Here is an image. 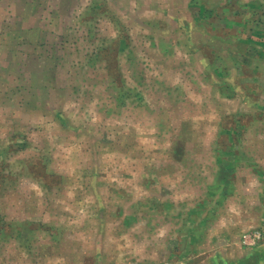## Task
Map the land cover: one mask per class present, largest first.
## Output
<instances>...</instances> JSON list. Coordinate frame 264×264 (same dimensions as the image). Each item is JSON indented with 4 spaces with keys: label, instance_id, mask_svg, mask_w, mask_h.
Segmentation results:
<instances>
[{
    "label": "rangeland",
    "instance_id": "rangeland-1",
    "mask_svg": "<svg viewBox=\"0 0 264 264\" xmlns=\"http://www.w3.org/2000/svg\"><path fill=\"white\" fill-rule=\"evenodd\" d=\"M120 232L264 246V0H0V264Z\"/></svg>",
    "mask_w": 264,
    "mask_h": 264
},
{
    "label": "crops",
    "instance_id": "crops-1",
    "mask_svg": "<svg viewBox=\"0 0 264 264\" xmlns=\"http://www.w3.org/2000/svg\"><path fill=\"white\" fill-rule=\"evenodd\" d=\"M163 236L167 237V241H165L164 244L160 241V239H158ZM116 237L117 238H112L110 236V241L107 242L108 247H106L107 245L104 246L101 257L102 260L99 264H155V262L162 260V257L167 251V256L169 257L174 254L173 250H171L172 248L169 250L165 248V246H169L168 244H171V247L175 246V244H173L174 240L169 239L172 238L171 234H162L155 239L153 237V239H150L151 242L149 243L141 240L139 242L140 244L137 239H135V241L132 240V238H130V236L126 233L120 232L119 236ZM183 239L186 240L185 238ZM201 249H203L202 252H198V250L190 252L183 245L182 250L184 252L181 254L183 261H180L178 264H264V246L250 248V250H243L241 252L242 256L238 258L236 263L232 261L233 256L231 254H234L233 248H228L227 246V248L224 249L217 244L213 249L214 252L212 253L211 246L207 245L206 242ZM219 249L221 251H219ZM85 252L89 253L88 249H86ZM193 253L199 255L198 261L196 262L191 259H196L195 257H192V255L195 256ZM253 253L261 254L262 260L256 262L255 257H252L250 260L245 261L249 258V255ZM177 256L180 257L179 254H177ZM56 264H84V262L73 259H71L70 262L56 260Z\"/></svg>",
    "mask_w": 264,
    "mask_h": 264
}]
</instances>
